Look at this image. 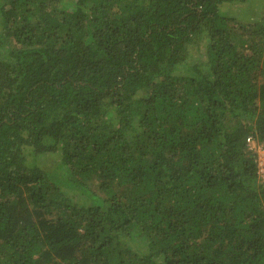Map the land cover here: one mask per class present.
<instances>
[{"label":"trees","instance_id":"16d2710c","mask_svg":"<svg viewBox=\"0 0 264 264\" xmlns=\"http://www.w3.org/2000/svg\"><path fill=\"white\" fill-rule=\"evenodd\" d=\"M257 3L0 0V264H264Z\"/></svg>","mask_w":264,"mask_h":264},{"label":"built area","instance_id":"2783aa9c","mask_svg":"<svg viewBox=\"0 0 264 264\" xmlns=\"http://www.w3.org/2000/svg\"><path fill=\"white\" fill-rule=\"evenodd\" d=\"M246 141L249 148L257 151L258 175L264 184V144L259 143L251 136L247 137Z\"/></svg>","mask_w":264,"mask_h":264},{"label":"rangeland","instance_id":"374dc122","mask_svg":"<svg viewBox=\"0 0 264 264\" xmlns=\"http://www.w3.org/2000/svg\"><path fill=\"white\" fill-rule=\"evenodd\" d=\"M257 1H258L257 5H256V7H257V14H258L259 17L264 16V0H257ZM256 7H254L255 10H256ZM253 16H254V15H251V17H253ZM197 53H198V52L195 51V52L193 53V56H196ZM92 187H93L94 189H97V184L93 183V184H92ZM74 197H75V196H74Z\"/></svg>","mask_w":264,"mask_h":264}]
</instances>
